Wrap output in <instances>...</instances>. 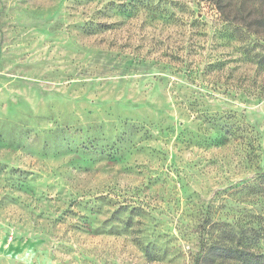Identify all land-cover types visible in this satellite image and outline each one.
I'll return each mask as SVG.
<instances>
[{"label": "rangeland", "instance_id": "rangeland-1", "mask_svg": "<svg viewBox=\"0 0 264 264\" xmlns=\"http://www.w3.org/2000/svg\"><path fill=\"white\" fill-rule=\"evenodd\" d=\"M257 55L264 0H0V264H241Z\"/></svg>", "mask_w": 264, "mask_h": 264}, {"label": "trees", "instance_id": "trees-1", "mask_svg": "<svg viewBox=\"0 0 264 264\" xmlns=\"http://www.w3.org/2000/svg\"><path fill=\"white\" fill-rule=\"evenodd\" d=\"M256 58V66H258V68L264 72V55H257ZM261 178H263L264 184V174L261 175ZM262 219H260V222L257 223L255 227L256 229H251V239L246 241L243 238H239L235 241L232 247L225 244H219V246H217V249H219L220 251L219 255L223 257L232 256V258H235L241 264H264V255L262 253L255 252V250H252L258 245L257 238H261L264 236V219L263 223L261 221ZM215 246L216 244L213 245V247H211L210 249H215Z\"/></svg>", "mask_w": 264, "mask_h": 264}]
</instances>
